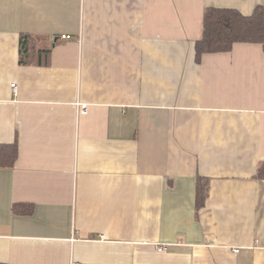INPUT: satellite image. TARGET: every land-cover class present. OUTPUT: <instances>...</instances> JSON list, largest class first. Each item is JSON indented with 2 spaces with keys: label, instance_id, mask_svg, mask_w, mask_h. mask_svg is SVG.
Returning <instances> with one entry per match:
<instances>
[{
  "label": "crops",
  "instance_id": "1",
  "mask_svg": "<svg viewBox=\"0 0 264 264\" xmlns=\"http://www.w3.org/2000/svg\"><path fill=\"white\" fill-rule=\"evenodd\" d=\"M259 5L0 0V264H264V50H195L205 8Z\"/></svg>",
  "mask_w": 264,
  "mask_h": 264
},
{
  "label": "trees",
  "instance_id": "2",
  "mask_svg": "<svg viewBox=\"0 0 264 264\" xmlns=\"http://www.w3.org/2000/svg\"><path fill=\"white\" fill-rule=\"evenodd\" d=\"M30 34L20 36V63H35L36 54L31 45ZM259 43L264 50V8L259 5L252 14L245 15L234 8L207 7L204 11L203 35L195 43L196 60L201 61L205 53L227 52L236 43ZM50 49L36 51L38 63H48ZM19 156L18 139L13 143H0V168L14 167ZM257 178L264 179V161L257 170ZM210 185L206 178H199L197 190V207L204 206ZM25 204H15L14 212L28 213Z\"/></svg>",
  "mask_w": 264,
  "mask_h": 264
},
{
  "label": "built area",
  "instance_id": "3",
  "mask_svg": "<svg viewBox=\"0 0 264 264\" xmlns=\"http://www.w3.org/2000/svg\"><path fill=\"white\" fill-rule=\"evenodd\" d=\"M63 38H66L67 36L66 35H63L62 36ZM12 87L15 88L16 87V83H13L12 84ZM83 111L85 112L86 111V108H83ZM166 248L164 246H158V250L162 251V250H165ZM239 249H236V252H238Z\"/></svg>",
  "mask_w": 264,
  "mask_h": 264
}]
</instances>
